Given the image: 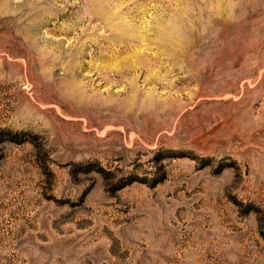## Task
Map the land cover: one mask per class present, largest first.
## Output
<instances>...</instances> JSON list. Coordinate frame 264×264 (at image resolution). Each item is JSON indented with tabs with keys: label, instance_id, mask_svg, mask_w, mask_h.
<instances>
[{
	"label": "rangeland",
	"instance_id": "374dc122",
	"mask_svg": "<svg viewBox=\"0 0 264 264\" xmlns=\"http://www.w3.org/2000/svg\"><path fill=\"white\" fill-rule=\"evenodd\" d=\"M0 264H264V0H0Z\"/></svg>",
	"mask_w": 264,
	"mask_h": 264
}]
</instances>
